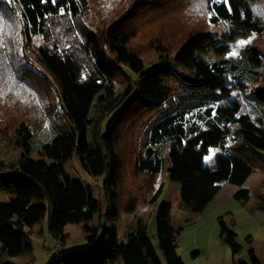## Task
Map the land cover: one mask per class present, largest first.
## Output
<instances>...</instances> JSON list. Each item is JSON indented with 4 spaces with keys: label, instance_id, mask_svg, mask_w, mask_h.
<instances>
[{
    "label": "trees",
    "instance_id": "obj_1",
    "mask_svg": "<svg viewBox=\"0 0 264 264\" xmlns=\"http://www.w3.org/2000/svg\"><path fill=\"white\" fill-rule=\"evenodd\" d=\"M220 23L230 26L226 38L208 31ZM247 34L246 52L224 57ZM152 53L166 56L146 64ZM117 79L125 86L115 95ZM12 132L25 153L0 169V185L17 194L0 201L5 255L28 253L35 264L20 235L47 221L60 252L67 226L94 218L90 197L66 171L76 157L103 178L100 222L85 227L86 247L46 264H188L177 237L156 246L140 215L123 243L104 220L156 203L166 178L196 213L224 182L237 186L241 203L250 199L247 179L264 172V0H0V137ZM212 147L221 151L216 168L204 164ZM156 218L159 232L170 229L172 205H160ZM224 219L220 240L237 255L234 221ZM251 259L260 264L254 251Z\"/></svg>",
    "mask_w": 264,
    "mask_h": 264
},
{
    "label": "rangeland",
    "instance_id": "obj_2",
    "mask_svg": "<svg viewBox=\"0 0 264 264\" xmlns=\"http://www.w3.org/2000/svg\"><path fill=\"white\" fill-rule=\"evenodd\" d=\"M208 31L220 38H226L231 32L230 26L225 23L218 25H210ZM251 35L236 36L232 39V49L224 55L232 59L240 58L249 45ZM37 45H43L39 38L34 41ZM166 53H152L145 55L143 60L146 64L156 62L161 57H165ZM127 73L131 77H135L136 73L126 68ZM125 86L123 79L114 81L115 95L119 94ZM232 97L241 101V95L235 90L232 91ZM254 103V99L252 100ZM100 113L99 107L94 106L93 114L96 116ZM24 149L21 148L17 141V136L14 132L7 139L0 137V169L6 168L12 163H17L21 155L24 154ZM221 151L219 148L212 147L204 156V164L211 167H217V157ZM264 155V152H262ZM34 159H39L37 154L31 155ZM68 175L73 182L82 187L91 199L93 205L94 218L89 223L70 224L65 230L64 243L60 242V252L57 248V242L51 237L47 221L37 224L30 232L29 238L26 239V247L30 246L34 250L35 264H46L56 260L60 253L67 251L82 249L87 246V233L85 227L89 226L92 229L98 227L100 222V196L99 186L103 185V178L95 179L88 174L79 164L76 157L70 159L65 164ZM255 175V176H254ZM258 175V176H257ZM259 173L253 174L251 179L245 184V187L250 191V199L241 203L234 197L225 195L222 205L216 209H212L213 205L206 208L201 213L193 212L190 209L184 208L181 205V189L178 183L165 179L164 188L158 200L154 204L142 206L138 214L147 221L148 233L154 244L158 246L159 231L157 229V211L160 205L168 203L172 205V220L170 230L175 232L179 244V253L187 259L185 262L192 264H206L209 254H219L221 250L218 247L217 239L220 233V217H227L235 222L233 228L237 232V238L242 244V250L237 254L236 262H240V254H243L242 259L249 264H253L251 259V251H254L260 264H264V180H259ZM228 191V189H227ZM24 192L33 203L35 201L30 192L23 188ZM16 192L6 190L0 185V201L6 202L16 197ZM124 214L118 218H109L104 220L109 230L117 232L120 237L121 233L129 226L135 223L136 215ZM201 215V216H200ZM19 233V232H18ZM69 234V236H67ZM231 252L229 245H227ZM158 254L163 263H165L162 251L157 248ZM233 254V252H232ZM0 259L10 261L14 264H31L30 255L25 253L20 256H8L3 252V246L0 243ZM220 259V258H219ZM227 259V258H225ZM117 264V263H116Z\"/></svg>",
    "mask_w": 264,
    "mask_h": 264
},
{
    "label": "crops",
    "instance_id": "obj_3",
    "mask_svg": "<svg viewBox=\"0 0 264 264\" xmlns=\"http://www.w3.org/2000/svg\"><path fill=\"white\" fill-rule=\"evenodd\" d=\"M255 173H259V180L261 181V180H264V172H262V171H257V172H255ZM254 173V174H255ZM253 175H251L248 179H247V181H246V183L251 179V177H252ZM255 176V175H254ZM258 176V175H257ZM245 183V184H246ZM237 188V186H235V185H233V184H230V183H227V182H224L223 184H222V188H221V190L216 194V196L211 200V202L208 204V206L206 207V208H209L211 205H213V207H212V209H216L218 206H220V205H222V202H223V198H224V196L225 195H227V196H231L233 193H234V191H235V189ZM181 189V188H180ZM227 189H228V191H227ZM142 209V207H140L139 208V210H141ZM138 210V211H139ZM139 213V212H138ZM136 214L137 216L139 215V214ZM201 216V215H200ZM137 218V217H136ZM227 223H229L230 224V222H229V220L230 219H227V217L224 219ZM136 221V220H135ZM134 224V223H133ZM234 224H235V222H234ZM34 228H35V226L34 227H32V228H29V229H31L32 231L34 230ZM67 229V228H66ZM127 229V228H126ZM125 229V230H126ZM124 230V231H125ZM117 233V232H116ZM124 232H122L121 234H123ZM118 234V233H117ZM119 235V234H118ZM167 235H169V236H171V237H175L176 235H175V232H172L170 229H168V230H166V231H164V232H159V239L160 238H162V237H164V236H167ZM67 236H69V234L67 235ZM177 237V236H176ZM219 237H220V233H219ZM119 238H120V242L121 243H123V238H122V235H121V237H120V235H119ZM217 241H218V247H219V249L221 250V252L219 253V254H215V255H213V254H209V257L207 258V261H206V264H235V262H236V258H237V255H234V254H232V251L230 252V250H229V248H227L228 246H227V244L226 243H224V242H222L219 238L217 239ZM66 242V241H65ZM220 258V259H219ZM225 258H227V259H225ZM182 259L184 260V261H186L187 259H185V257L182 255ZM240 259H241V261H244V260H242V259H246V258H244L243 257V254H240ZM188 262V261H187ZM186 262V263H187ZM188 264H192V263H188Z\"/></svg>",
    "mask_w": 264,
    "mask_h": 264
},
{
    "label": "built area",
    "instance_id": "obj_4",
    "mask_svg": "<svg viewBox=\"0 0 264 264\" xmlns=\"http://www.w3.org/2000/svg\"><path fill=\"white\" fill-rule=\"evenodd\" d=\"M58 247H59V245H58Z\"/></svg>",
    "mask_w": 264,
    "mask_h": 264
}]
</instances>
